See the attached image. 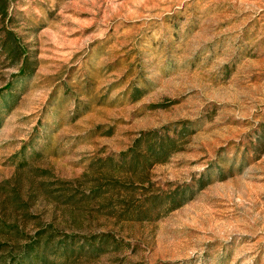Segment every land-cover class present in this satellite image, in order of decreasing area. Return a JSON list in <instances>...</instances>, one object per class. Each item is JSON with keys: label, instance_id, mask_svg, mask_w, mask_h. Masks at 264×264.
<instances>
[{"label": "rangeland", "instance_id": "obj_1", "mask_svg": "<svg viewBox=\"0 0 264 264\" xmlns=\"http://www.w3.org/2000/svg\"><path fill=\"white\" fill-rule=\"evenodd\" d=\"M152 130L130 207L190 199L118 222L89 190ZM1 225L0 264L40 232L54 264H264V0H7Z\"/></svg>", "mask_w": 264, "mask_h": 264}, {"label": "trees", "instance_id": "obj_2", "mask_svg": "<svg viewBox=\"0 0 264 264\" xmlns=\"http://www.w3.org/2000/svg\"><path fill=\"white\" fill-rule=\"evenodd\" d=\"M6 16L7 0H0V17L3 19ZM12 50L13 44L10 46V51ZM24 71V67H21L20 73L24 74ZM173 148V141L168 136L160 134L157 130L140 133L133 142L131 149L127 153L120 155L121 165L115 166L111 162L107 163L108 166L104 164L107 168H101V180H95L97 184L93 185L89 190L90 197L98 200L102 207L108 209L107 217L116 219L118 222L155 220L162 214L181 207L190 197L187 199L180 198L179 200H176L174 197L166 204L165 210L158 211L154 216H151L152 214L149 215V212L151 213L154 209V201L156 202V200L161 199L159 196H149L146 200L149 202L146 207L143 205L139 209L141 210L140 212L133 211L130 207L134 201L132 189L135 190L137 183H140L136 182L137 180L135 179L143 178L145 173L148 174L154 165L165 163L169 155L174 151ZM119 174L123 175V179L115 177ZM83 197L86 196L83 195ZM114 203H118V206ZM1 226L3 227V225ZM7 229H10V227L1 228L0 235L14 238L17 242V239H25L22 234H10ZM53 241V234H47L45 232L37 233L34 242L14 248L18 253L17 257H19L16 259L17 264H29L31 261L34 264H54L53 261L48 262L47 255H49V252L53 253L54 256L57 255L61 249V244L54 243ZM1 248L2 244H0V254L2 251ZM68 258L65 257L64 260ZM0 260L2 261L1 257Z\"/></svg>", "mask_w": 264, "mask_h": 264}]
</instances>
